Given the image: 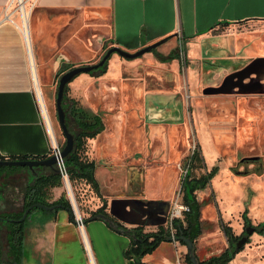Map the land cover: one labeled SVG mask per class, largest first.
Instances as JSON below:
<instances>
[{
  "label": "crops",
  "instance_id": "obj_1",
  "mask_svg": "<svg viewBox=\"0 0 264 264\" xmlns=\"http://www.w3.org/2000/svg\"><path fill=\"white\" fill-rule=\"evenodd\" d=\"M10 1L0 0V156L39 159L49 155L50 144L33 92L26 45L17 27L3 19ZM26 4L32 6L33 69L48 96L59 56L71 68L90 66L108 49L135 53L167 39L134 60L113 54L103 74H80L68 85L67 97L77 115L67 111L72 134L82 133L80 117L86 122L96 117L103 125L100 133L86 138L97 188L85 180L72 181L95 264H136L124 256L130 238L105 220L92 219L98 209L120 230L142 227L149 232L166 226L171 185L192 139L200 161L189 170L200 166L190 175L211 174L195 191L201 233H221L227 242L215 247L205 241V249L226 248L221 226L240 235L244 213L253 226L264 222V0ZM255 156L256 163L240 162ZM38 173L46 176L51 170ZM4 175L11 180L0 184V215H15L22 210L24 186L35 177L21 167L0 171ZM62 196L61 184L44 192L49 204ZM181 222L186 224L184 218ZM204 225L214 232H206ZM10 232L8 224L0 223V264H89L65 208L32 209L15 237L18 243H10ZM200 235L193 242L194 252ZM186 251L180 242L165 240L140 262L186 264ZM228 264H264V233L253 232Z\"/></svg>",
  "mask_w": 264,
  "mask_h": 264
},
{
  "label": "trees",
  "instance_id": "obj_2",
  "mask_svg": "<svg viewBox=\"0 0 264 264\" xmlns=\"http://www.w3.org/2000/svg\"><path fill=\"white\" fill-rule=\"evenodd\" d=\"M108 60H106V62L102 66H98L94 68L93 70H91V72L88 74H95V73L103 74L106 70ZM70 69H72L70 66L62 65L58 76L69 71ZM67 94H68V86H66L64 90L63 99H62V108L65 114V125L68 131L72 134L71 130L68 127L67 121H66L67 111L70 113V115H72V117H75L77 115L75 114V103L73 100L67 97ZM80 119H82L83 121L79 122L77 126L82 131V133L81 135H78V136H74L72 134L74 138L73 151L64 158V163L68 171L71 182L75 180H85L86 182L90 183L94 188H97V183L94 177L95 164L86 155V138H92L96 134L100 133L103 130V125L101 123V120L97 119L96 117L91 118L89 122H86L84 117H80ZM44 158L46 157H41L39 159H44ZM9 159L14 160V159H26V158L25 157H18V158L13 157ZM0 160H5V159L0 156ZM199 161H200V158L198 154L196 153L192 158L191 166H193L196 162H199ZM9 167L11 168L21 167V168H25L28 171H30L25 166L24 167L22 166H0V171H3ZM39 169L51 170L50 168H47V167H35L33 169V171L35 172V174H33V176L35 177V180L33 182L29 181L23 188L22 210L15 215H3L2 214L0 216L16 219V218L21 217L23 210L25 208L29 207L30 205L34 203H41L44 205L60 204L61 206L58 208H65L69 210L70 215H71V220L73 221V215L71 212L70 203L66 197L62 196L59 200L51 204L47 203L44 199V192H45L46 187H49V186L53 187V186L61 184L59 173L51 170L50 174L44 176V175H39L38 173ZM210 176L211 174H207V175H203L198 178H195V177H192L188 171L181 185L182 193H183L182 201L184 204L189 206L190 211L184 215V219L186 223L185 225H183L181 220L176 219L173 221V226L176 230V234H179L181 232L184 236L190 237L193 242L201 234L202 229H203V225H202V221L200 217V204L196 199L195 191L203 188L207 184V181L210 178ZM35 208H38V207H34L32 209H35ZM99 213L104 214L106 216L108 215L103 210V208H100L97 210L96 214H99ZM242 217L244 220V229H245V227L250 224V220L246 217L245 213L242 215ZM24 222L25 220L22 222H9V221L6 223L3 222L5 225L8 224L9 228L11 229L10 235L8 236V240L10 241V243H14V242L18 243L19 239L15 237L17 236V233L20 231V227L22 226ZM221 227H222V231L224 235L227 237L228 246L224 248L218 254L211 255L205 260H199V264H228L232 260L234 255L238 251H240L241 248L243 247L242 246L238 250H235L233 247V244L240 238V236L242 235L244 231L240 235H234L227 226L222 225ZM255 227L257 228L255 232L259 234L264 233V222L255 225ZM122 230H124L125 234L130 238L129 245L124 251V256L127 258H132L134 260H140L141 257L144 256L145 254L151 253L153 250H155L158 247V245L162 241H165L166 236H169L168 231L163 226L158 227V229L155 231H149V232H145L142 227H134V228H129V229L124 228ZM180 243L184 245L183 242H180ZM10 247L12 249V246ZM12 252L13 251H11V253ZM185 263L191 264L190 259L187 254L185 255Z\"/></svg>",
  "mask_w": 264,
  "mask_h": 264
},
{
  "label": "water",
  "instance_id": "obj_3",
  "mask_svg": "<svg viewBox=\"0 0 264 264\" xmlns=\"http://www.w3.org/2000/svg\"><path fill=\"white\" fill-rule=\"evenodd\" d=\"M166 41H167V39H163V40H161V41H159L153 45L144 47L135 53H128V52L123 51V50L118 49V48H111V49H108L106 51L104 56H102L100 61H98L96 64L90 65V66L75 67V68H72L69 71L61 74L60 76H58L60 68L62 67V65L67 64L68 60L62 56H59L56 59V64L59 66V68L57 67L58 69H57L56 74H55V77L58 78L57 88H56V97H55V107H56L57 121H58L60 130H61V133H62L64 140H65L64 146H63V149L61 152V156L63 158H65L67 155H69L73 151V146H74V138H73V135L68 131V129L65 125V114H64V110L62 108V99H63V94H64V90H65L66 86H68L69 83H71L73 81V79L76 78L77 76H79L80 74H88L94 68H96L98 66H102L106 62V60H108L113 54H116L118 57L125 59V60H134V59H137V58L143 56L144 54L150 53L153 49H155L156 47H158L159 45L163 44ZM258 160H259V157L255 156V157H250V158H243L242 160H240V162L241 163L246 162L249 164V163H256ZM55 163H56V159L54 156H48L44 159H14V160L5 159V160H0V166H22V167L25 166L32 172V174H35V172L33 171V169L35 167H47V168H50L51 170H53L54 172H57V169L55 168ZM183 166H184V168L186 167L185 162H184ZM132 169H133V171H135L134 168H132ZM188 171H189V169H188ZM179 179H180V171H179V176L177 175L175 181L171 185V188H173L174 193L179 186ZM181 189H182V187H181ZM60 206H61L60 204L44 205L41 203H34V204L30 205L29 207H27L23 210V213H22L20 218L14 219V218H6V217L0 216V222H5V223L8 221L9 222H22L25 220L28 212L34 207H39V208H42L44 210H52V209L58 208ZM97 218H101V219L105 220L109 224V226H111L117 232L125 233L124 230H120V229L116 228L114 226V223L106 215L96 214L92 217V219H97ZM256 230H257V228L255 226H252L251 224L247 225L244 229V232L240 236V238L233 244L234 249L238 250L239 248L244 246L248 237L253 232H255ZM165 240L168 242H173V241L183 242L184 245L186 246V250H187L186 254L189 257L191 264H199V260H205L208 257H210L211 255L218 254L222 251V250L219 252L213 251V252L205 254L203 257L200 258L199 256H196V254L194 252V244H193V241L191 240V238L184 236L181 232L177 235H174V236H166ZM135 263L136 264H143L140 262V260H135Z\"/></svg>",
  "mask_w": 264,
  "mask_h": 264
},
{
  "label": "built area",
  "instance_id": "obj_4",
  "mask_svg": "<svg viewBox=\"0 0 264 264\" xmlns=\"http://www.w3.org/2000/svg\"><path fill=\"white\" fill-rule=\"evenodd\" d=\"M31 11H32V6L26 4V0H11L9 5L5 9L3 19L8 22H11L17 27L26 45V49L28 51V56L30 60L33 92H34V96L36 99V104L39 110V114H40L43 126L46 131V135H47V138L50 144L48 156H54L56 159L55 168L57 169V172L59 173L61 183L63 184L65 191L67 193V199L70 203L71 212L73 215V222L78 228L85 255L87 257L89 264H95L94 256H93V253H92V250H91V247H90L87 235H86L85 220L77 204L74 191L72 190L71 181H70L69 174H68V171L64 163V158L61 156L64 143L60 144L57 141L56 136L54 135V132H53V128L51 125V121H50V117L47 112V109L45 107L46 109V112H45L46 115H45L41 109L40 101L37 96L36 87H35V83L37 82H35V79L33 77V74L35 73L33 69V64L31 60V50L29 46L30 45L29 16H30ZM178 54H179L180 59L183 61L184 55H183L182 50H179ZM41 96H42V93H41ZM196 149H197L196 141L195 139H192L189 153L187 155V160L185 161L186 167L184 168L183 166L184 163L178 164V169L180 171L179 186L176 189L173 195V198L171 200V205H170V209H169L168 216H167V222L165 226L166 230L169 233V236L176 235V230L173 227V221L176 219L181 220L182 218H184V215L190 211L189 206L184 204L182 201L183 193H182L181 185H182L184 178L187 175L188 169L192 162V158L196 153ZM177 264H181V262L178 261Z\"/></svg>",
  "mask_w": 264,
  "mask_h": 264
},
{
  "label": "rangeland",
  "instance_id": "obj_5",
  "mask_svg": "<svg viewBox=\"0 0 264 264\" xmlns=\"http://www.w3.org/2000/svg\"><path fill=\"white\" fill-rule=\"evenodd\" d=\"M57 81H58V78H54V82L52 83V85L50 86L51 88V92H50V95H46V91H44V89H42L41 87V93H42V97H43V100L45 102V107L47 109V112L49 114V117H50V121H51V125H52V128H53V132H54V135L56 136V139L57 141L62 144L64 143V137L61 133V130H60V127H59V124H58V121H57V116H56V107H55V97H56V88H57ZM200 166L199 163L196 164V166L194 168H192L191 170V174H195V169L198 168ZM11 167H9L10 169ZM190 169V168H189ZM61 186L63 188V191H64V194H65V197L67 198V193L65 191V188L63 186V184L61 183ZM71 186H72V190L74 191V185L73 183L71 182ZM0 223H3V222H0ZM204 228L206 230V232H214V229L213 227H210L209 225H204ZM201 237H199V239L196 241V246H195V253L197 252V256H199L200 258L203 257L205 254L207 253H210L212 252L211 250H206L204 245V242L205 241H208L209 243L207 244H211V243H214L215 244V247H221L223 245H226L227 242L226 240L223 238V235L221 233H213V235L210 237L208 236V233H201L200 235ZM207 238V239H206ZM201 243V244H200ZM206 243V242H205ZM206 246V245H205ZM219 249V248H218Z\"/></svg>",
  "mask_w": 264,
  "mask_h": 264
},
{
  "label": "bare ground",
  "instance_id": "obj_6",
  "mask_svg": "<svg viewBox=\"0 0 264 264\" xmlns=\"http://www.w3.org/2000/svg\"><path fill=\"white\" fill-rule=\"evenodd\" d=\"M28 53V52H27ZM33 77H34V79H35V82H37V83H35V87H36V92H37V96H38V99H39V101H40V105H41V109H42V111L44 112V114L46 115V109H45V102L43 101V98H42V96H41V88L39 87V83H38V81H37V78H36V76H35V74H33Z\"/></svg>",
  "mask_w": 264,
  "mask_h": 264
},
{
  "label": "flooded vegetation",
  "instance_id": "obj_7",
  "mask_svg": "<svg viewBox=\"0 0 264 264\" xmlns=\"http://www.w3.org/2000/svg\"><path fill=\"white\" fill-rule=\"evenodd\" d=\"M11 177H7V176H2L0 177V184L3 186V182H6L5 180L7 179L8 181L11 180L10 179ZM10 182V181H9ZM174 227V226H173ZM166 229V227H164ZM175 229V228H174ZM177 235V234H176ZM2 259V252H1V249H0V260Z\"/></svg>",
  "mask_w": 264,
  "mask_h": 264
}]
</instances>
